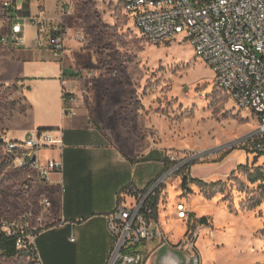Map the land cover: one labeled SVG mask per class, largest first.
<instances>
[{
  "label": "rangeland",
  "instance_id": "374dc122",
  "mask_svg": "<svg viewBox=\"0 0 264 264\" xmlns=\"http://www.w3.org/2000/svg\"><path fill=\"white\" fill-rule=\"evenodd\" d=\"M52 1L43 3L47 8ZM119 3L120 0H70L71 11L64 20L63 61L93 72V99L102 96V103L106 104L114 92L120 93V111L118 107L112 110L119 113L120 120L127 118L121 125L126 126L137 146L147 143L165 149V153L173 150L186 156L200 155L189 167L167 178L158 191V217L170 200L168 193L172 188L177 191L175 201L172 200L174 209L177 203H183L193 215L194 221L187 223L175 212L174 225L167 214L165 228L169 233L156 220L169 245L174 248L189 229L198 233V264H264V153L242 151L247 160H238L241 146L229 143L255 126L252 117L214 85L210 67L188 41H147ZM14 50L9 39L0 42V134L1 123L8 115L5 110H12L20 100L13 95L15 85L6 82L11 75L7 72V56L13 57ZM28 133L26 130L21 136ZM231 153L232 160L224 163ZM213 171L223 175L204 181L209 176L207 172ZM30 175L0 167V222L18 221L29 213L31 228L40 230L54 224L57 194ZM184 175L188 177L185 189L181 186ZM45 196L55 206L46 208L42 203ZM194 198L202 202L192 201ZM198 205H204V211L198 210ZM39 215L43 216L40 224L35 220ZM202 216L205 224L199 222ZM155 243L150 240L148 246ZM179 246L184 252L188 249L187 245ZM27 262L22 256L7 260L0 254V264ZM188 264L194 262L190 260Z\"/></svg>",
  "mask_w": 264,
  "mask_h": 264
},
{
  "label": "built area",
  "instance_id": "2783aa9c",
  "mask_svg": "<svg viewBox=\"0 0 264 264\" xmlns=\"http://www.w3.org/2000/svg\"><path fill=\"white\" fill-rule=\"evenodd\" d=\"M0 0V42L9 39L13 49L27 46L25 30L35 28V47L48 52L51 58L63 62L66 51L65 17L70 14V0L55 1V15L48 16L43 0ZM141 36L153 44L177 40L188 41L197 56L211 69L213 83L234 100L239 109L247 110L255 126L242 137L232 140L241 151L264 153V0H120ZM27 6L29 14L21 10ZM83 83L93 72L73 66ZM63 115L74 116L75 109L85 103V95L62 92ZM63 134L60 128H32L22 138L0 134V164L6 162L12 170L31 173L39 184L48 187L50 175L63 169ZM49 150L56 156L42 158L40 152ZM199 154L185 155L167 151V169L154 177L144 188L128 184L118 193L115 207L105 215L111 243L105 264H145L156 247L169 245L163 230L150 217L149 201L158 198L162 183L174 173L188 166ZM189 167V166H188ZM181 169V170H180ZM187 176V175H186ZM63 191V187L59 188ZM43 205H51L50 197L42 198ZM181 219L193 222V215L183 203H178ZM26 213L21 220L0 222V231L16 237V246L31 249L27 264H43L34 246L35 230ZM42 223L43 216L35 218ZM52 222L54 223L55 220ZM198 233L186 230L174 248L187 245L190 260L198 264L196 247ZM74 240L73 236L69 238ZM156 240L151 247L148 241Z\"/></svg>",
  "mask_w": 264,
  "mask_h": 264
},
{
  "label": "crops",
  "instance_id": "0c3cea01",
  "mask_svg": "<svg viewBox=\"0 0 264 264\" xmlns=\"http://www.w3.org/2000/svg\"><path fill=\"white\" fill-rule=\"evenodd\" d=\"M36 5L33 0L31 12ZM47 14L55 15V0L48 3ZM35 33V28L28 26L25 30L27 46L14 50L13 57L7 56V72L11 75L6 82L15 85L13 95L20 100L12 110H5L8 115L1 123L2 132L12 138H22L21 135L32 128L62 130L63 169L61 173L50 175L48 185L50 192L59 194L54 198L55 222L38 231L34 246L43 264H105L111 243L105 215L115 207L118 193L125 186L133 184L144 188L169 165L165 149L147 143L137 146L126 126L121 125L127 118L120 120L119 113L114 114L112 110L118 107L120 111V93L114 92L106 104L102 103V96L93 99L92 82L82 83L73 75L71 64L56 62L48 52L37 49ZM63 91L89 97L75 109L74 116L63 115ZM233 154L224 163L232 160ZM50 155L56 156V152H40L43 158ZM237 155L238 160L240 157L245 160L242 151ZM207 174L204 181L223 175L219 171ZM61 186L63 191L59 192ZM176 193L172 188L167 206L154 220L155 226L160 224L165 233L171 232L165 228L166 220L171 219L174 225L177 222L173 215ZM196 200L202 202L199 198L192 201ZM54 203L49 207L55 206ZM197 209L204 211V205H198ZM167 214L169 219H166ZM70 236L74 237L73 241ZM149 263L152 264V258L145 264Z\"/></svg>",
  "mask_w": 264,
  "mask_h": 264
},
{
  "label": "trees",
  "instance_id": "16d2710c",
  "mask_svg": "<svg viewBox=\"0 0 264 264\" xmlns=\"http://www.w3.org/2000/svg\"><path fill=\"white\" fill-rule=\"evenodd\" d=\"M21 12L23 14H29V9H27V6H26L21 10ZM260 154H262V153H260ZM6 164H7L6 162H3L0 164V167L7 166ZM14 171H18V170H14ZM20 171H22V170H20ZM251 180L254 181L255 178H252ZM187 181H188V177L186 175H184L182 177V180H181L182 188L185 189L187 187ZM191 182L197 183L200 185H204V183L202 181H198V180H191ZM157 200H158V198L154 197L152 200L149 201V206L151 209L150 217L153 220H155L157 218ZM199 222L202 224H205L206 218L204 216H202L201 218H199ZM38 231L39 230H36L35 233L37 234ZM0 254L3 255L7 260H11V259H14V258L20 257V256L26 257L28 255H31V249L29 248V246L26 249L17 248L16 237L13 235H7L4 231H0Z\"/></svg>",
  "mask_w": 264,
  "mask_h": 264
},
{
  "label": "water",
  "instance_id": "95a60500",
  "mask_svg": "<svg viewBox=\"0 0 264 264\" xmlns=\"http://www.w3.org/2000/svg\"><path fill=\"white\" fill-rule=\"evenodd\" d=\"M189 261L187 252L174 249L170 245L160 246L152 256V264H188Z\"/></svg>",
  "mask_w": 264,
  "mask_h": 264
},
{
  "label": "bare ground",
  "instance_id": "6f19581e",
  "mask_svg": "<svg viewBox=\"0 0 264 264\" xmlns=\"http://www.w3.org/2000/svg\"><path fill=\"white\" fill-rule=\"evenodd\" d=\"M188 144V143H187ZM173 187V186H172ZM178 203L176 204V209L178 208ZM222 209V207L219 209V210H221ZM222 213H223V211H222ZM176 216L179 218V219H181L180 217L182 216V213L179 215L178 214V211L176 212ZM232 234V233H231ZM221 235V234H220ZM226 235V234H225ZM229 247V246H228ZM206 248V247H205Z\"/></svg>",
  "mask_w": 264,
  "mask_h": 264
}]
</instances>
